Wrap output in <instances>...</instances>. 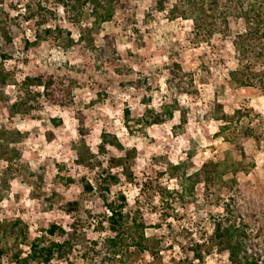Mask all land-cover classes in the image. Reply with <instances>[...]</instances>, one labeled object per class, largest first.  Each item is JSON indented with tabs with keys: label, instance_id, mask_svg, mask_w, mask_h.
I'll return each instance as SVG.
<instances>
[{
	"label": "rangeland",
	"instance_id": "1",
	"mask_svg": "<svg viewBox=\"0 0 264 264\" xmlns=\"http://www.w3.org/2000/svg\"><path fill=\"white\" fill-rule=\"evenodd\" d=\"M41 1L55 4L0 0V38L6 26L19 33L14 59L0 61L6 76L0 84V264H39L21 260L35 238L63 240L45 233L52 225L73 246L67 261L52 264H91L89 243L111 236L98 225L99 187L107 176L115 179L105 198L121 204L123 196L126 222L145 224L148 251H137L127 236L126 264H231L210 241L211 216L236 189L264 200V93L228 80L236 67L231 41L242 23L231 25L230 36L202 42L190 20L157 12L153 0H123L126 6L94 34L96 47L109 35L117 54L100 65L79 43L59 47L49 40L22 49V35L32 40L35 30L24 21L28 6L32 11ZM48 18L77 40L60 8ZM173 63L192 75V84L169 86ZM39 75L57 78L61 103L17 87ZM14 102L22 104L18 110ZM224 115L233 119L222 132ZM83 180L92 192H82ZM148 252L157 253L154 260Z\"/></svg>",
	"mask_w": 264,
	"mask_h": 264
},
{
	"label": "trees",
	"instance_id": "2",
	"mask_svg": "<svg viewBox=\"0 0 264 264\" xmlns=\"http://www.w3.org/2000/svg\"><path fill=\"white\" fill-rule=\"evenodd\" d=\"M168 1L153 0L157 12L168 11L172 18L190 20L195 38L202 42L210 41L215 35L230 36L231 25L240 21L242 29L233 35L231 41L236 67L228 72V80L240 87H256L264 93V0H171L170 6H166ZM54 2L52 9L43 5L42 1L38 2L32 11L28 6V15L24 21L30 22L35 30L32 40L22 35L20 43L23 50L28 51L32 46L52 40L59 47L65 45L72 47L78 43L83 45L94 57L95 63L100 65L116 59L117 54L111 37L103 36L104 44L96 47L94 34L102 24L113 19L117 8L126 6L123 0H54ZM58 8L61 9L66 22L77 31V40L70 31L64 35L65 31L60 24H48V17L55 19ZM88 19L91 20L90 25L87 24ZM17 37L19 33L12 28L6 26L3 29V37L0 38L1 64L14 59L12 52ZM168 69L169 86L173 82L184 84L186 80L193 83L192 75L183 72L178 64L173 63ZM5 77L3 70L0 69V84L5 85ZM56 79L51 75L25 77L17 87L27 90L33 97L46 95V99L53 98L56 103H61V90L56 87L58 84ZM131 84L135 85L134 82ZM36 89H41V92ZM21 105L14 102L11 108L18 110ZM235 114L238 116L240 111L236 110ZM167 115L171 117L172 110H169ZM232 119L222 116L220 119L223 122L220 128L222 132L228 129L227 126ZM105 143L104 137L100 149L105 148ZM114 179L113 176L102 178L103 184L99 187L104 191H99L103 198L104 210L98 225L105 224L111 236L89 243L87 254L91 256V264H126L122 259V249L127 236L135 243L137 251H148L143 245L147 239L144 234L145 224L125 220L124 197L120 196L121 204H117V200H107L104 196V193L109 192L110 181ZM92 191L93 186L83 180L82 192ZM211 228L210 241L224 248L231 264H241L240 259L246 260V264H258L260 263L258 259L264 257V200H256L243 195L237 189L234 190L224 202L222 212L211 216ZM45 233L49 237L58 236L63 240H46L44 236L35 238L28 242V254L21 260L22 262L52 264L54 261H67L73 247L68 234L56 225L50 226ZM148 254L153 260L157 255L155 252ZM19 257L18 255L17 258ZM249 258H255V261L248 263ZM261 264H264V260Z\"/></svg>",
	"mask_w": 264,
	"mask_h": 264
}]
</instances>
